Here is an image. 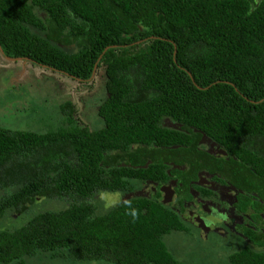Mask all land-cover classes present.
Returning a JSON list of instances; mask_svg holds the SVG:
<instances>
[{
    "label": "trees",
    "instance_id": "obj_1",
    "mask_svg": "<svg viewBox=\"0 0 264 264\" xmlns=\"http://www.w3.org/2000/svg\"><path fill=\"white\" fill-rule=\"evenodd\" d=\"M0 50L79 82L103 70L107 93L98 130L75 124L71 101L60 105L55 131L0 127V221L39 198L67 204L0 230V264H25L40 252L65 261L184 264L163 238L186 225L159 195L132 196L96 214L103 192L165 181L161 160L146 164L153 150L187 152L189 180L211 173L236 189L238 214L264 215V0H0ZM164 119L186 131L164 127ZM202 137L227 158L199 148ZM242 232L264 246V233L259 241L251 228ZM228 263L264 264V252L242 248Z\"/></svg>",
    "mask_w": 264,
    "mask_h": 264
},
{
    "label": "rangeland",
    "instance_id": "obj_2",
    "mask_svg": "<svg viewBox=\"0 0 264 264\" xmlns=\"http://www.w3.org/2000/svg\"><path fill=\"white\" fill-rule=\"evenodd\" d=\"M103 70L94 74L89 84L78 83L64 74L48 70L24 60H7L0 53V127L12 130L47 133L59 128L60 105L71 101L76 108L74 122L91 131L104 127L98 115V106L107 97ZM211 141L204 140L210 148ZM132 195L122 192H103L96 199V214H105ZM64 200L39 198L27 210L0 221V230L22 226L34 214L59 211L66 207ZM188 226L186 231H173L164 236L168 251L184 264H229L228 255L241 250L245 241L222 229L223 224L208 225L207 234L198 227ZM220 228V231L216 230ZM25 264H111L101 261L77 262L72 259L53 258L46 252L25 258Z\"/></svg>",
    "mask_w": 264,
    "mask_h": 264
},
{
    "label": "flooded vegetation",
    "instance_id": "obj_3",
    "mask_svg": "<svg viewBox=\"0 0 264 264\" xmlns=\"http://www.w3.org/2000/svg\"><path fill=\"white\" fill-rule=\"evenodd\" d=\"M96 65L97 63L94 67H96ZM94 74L96 77L95 72ZM94 74L91 75L87 82H77L80 83V85L84 83L89 84ZM162 125L169 129L181 132L186 131L180 124L174 123L169 119H164ZM205 139L207 138L202 137L199 140V148L207 152H215L217 157L227 158L226 152L222 148H218L213 142H211L209 149L204 147ZM176 148L177 145L168 146L170 150H175ZM153 151L152 158H149L146 164H149L152 159L156 161L161 160L167 166V178L161 183H157L153 180L139 182L134 190L127 192L126 195L148 197H157V195H159V200L178 213L186 226L188 225L185 222L192 227H198L196 230H198L200 234H207L210 230L208 225L218 226V224H223V230L231 232L236 238L245 241V246L243 248L250 247L254 250L264 252V246H259L257 242L253 244L242 232L244 227L251 228L252 236L259 238V241H263V237H261V234L264 233L263 212L258 214L259 219H252L249 217V213L252 212L250 208L248 212L242 213V215L238 214L235 208V203L237 202L236 189L231 184L221 185L218 181L211 180V173L202 170L198 172L195 183L189 180L187 171L191 158L190 156L188 157L187 152H172L167 155L165 152H160L159 150ZM166 158L168 160H166ZM187 158L188 160L186 161ZM146 164L144 166H146ZM178 171L181 172L180 177L175 175ZM190 184L198 185L200 189L190 187ZM180 185H183L182 188L177 190V187H180ZM202 189L203 191H201ZM241 226H243L242 229ZM216 230L220 231V228Z\"/></svg>",
    "mask_w": 264,
    "mask_h": 264
},
{
    "label": "water",
    "instance_id": "obj_4",
    "mask_svg": "<svg viewBox=\"0 0 264 264\" xmlns=\"http://www.w3.org/2000/svg\"><path fill=\"white\" fill-rule=\"evenodd\" d=\"M106 49H107V48H105V50H106ZM105 50H104V51H105ZM0 53L2 54L1 50H0ZM2 55H3V54H2ZM3 57H5L7 60H12V61L22 59V58H10V57L4 56V55H3ZM24 60H26V59H24Z\"/></svg>",
    "mask_w": 264,
    "mask_h": 264
}]
</instances>
